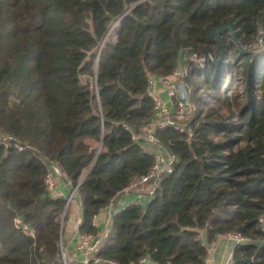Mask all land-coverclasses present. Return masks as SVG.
Returning a JSON list of instances; mask_svg holds the SVG:
<instances>
[{
  "label": "trees",
  "instance_id": "16d2710c",
  "mask_svg": "<svg viewBox=\"0 0 264 264\" xmlns=\"http://www.w3.org/2000/svg\"><path fill=\"white\" fill-rule=\"evenodd\" d=\"M182 53L193 134L157 131L173 172L146 205L112 211L96 256L206 264L208 245L240 233L234 264H264V0H0V135L25 147L0 145V264H65L67 200L48 193L43 160L77 189L79 233L98 235L93 217L154 164L157 146L132 135L159 120L149 79Z\"/></svg>",
  "mask_w": 264,
  "mask_h": 264
},
{
  "label": "built area",
  "instance_id": "2783aa9c",
  "mask_svg": "<svg viewBox=\"0 0 264 264\" xmlns=\"http://www.w3.org/2000/svg\"><path fill=\"white\" fill-rule=\"evenodd\" d=\"M117 23H115L112 27V30L116 27ZM200 64L206 61V58H197L196 59ZM186 69L183 67L177 68L173 75L169 78H155L151 77L149 79L150 86V95L153 97L156 115L159 120L156 123H151L146 128L143 129V133L135 134L133 133L132 139L134 141H139L142 137L149 143L157 146V150L155 152V161L150 170V172L140 177L139 179L134 180L125 190V193L139 190L144 186H150V196L155 192L156 184L161 177L162 174L172 173L175 163V158L162 146L158 144L156 139V133L158 130H164L169 126H172L175 130L179 132H186L189 135L193 134L192 129L189 126L183 125L182 123L187 121L195 112V108L193 102L191 101L189 90L186 87L183 79L186 76ZM157 79H160L162 82V86L168 94V97L171 101L174 102L175 111L172 112L167 104H165L159 97L153 95L152 89L157 82ZM215 94L214 92H206L203 93V98L206 102L210 104H214L215 102ZM176 120V122L174 121ZM128 130L132 131L131 127H126ZM0 145H3L5 148H9L14 146L19 151H23L25 147L18 143L8 135L1 134L0 135ZM43 164L47 168V174L45 177V186L52 198H60L62 197V193L58 190V181L63 180V176L58 165L54 162H50L47 160H43ZM72 195H77V189H73ZM69 200L67 201L68 207ZM111 206L104 208L102 211H109ZM101 211V212H102ZM66 212V211H65ZM260 223L264 230V215L260 217ZM15 224L17 227H22L25 232L33 236V233L29 230L28 226L24 225L19 219H15ZM81 224V218L75 223L74 230L78 234V243L77 250L81 254L80 264H119L112 260H104L98 258L96 256L102 238H97L92 234H80L79 226ZM99 224V214L93 217V225L97 226ZM222 238V237H220ZM223 238H226L230 242H232L235 246L237 244L250 242L251 240L247 237L242 236L240 233H229ZM62 258L65 264L71 263L70 256L68 255L66 249L62 245ZM207 251L209 252V248L207 246ZM149 259L144 257L140 259L136 264H148ZM229 264H234L233 257Z\"/></svg>",
  "mask_w": 264,
  "mask_h": 264
},
{
  "label": "crops",
  "instance_id": "0c3cea01",
  "mask_svg": "<svg viewBox=\"0 0 264 264\" xmlns=\"http://www.w3.org/2000/svg\"><path fill=\"white\" fill-rule=\"evenodd\" d=\"M185 54L182 53L180 57L179 65L185 68ZM153 95L159 97L165 104L169 106L172 112L175 111L174 102L168 97L167 92L162 86L160 79H157L153 89ZM58 190L62 193V198L69 200V204L66 210L65 223L63 224V231L65 240L68 241L66 251L70 256L73 264H80L82 259L81 254L77 250L78 234L74 230L75 223L81 218V209L78 203L77 195H72L73 188L65 180L58 181ZM151 199L150 186H144L136 191L124 193L122 196L116 199L109 211H102L99 213V224L97 238H104L109 231V225L111 220L112 211L122 210L131 204L146 205ZM208 259L206 264H229L233 257L235 245L226 238H219L216 242L208 245Z\"/></svg>",
  "mask_w": 264,
  "mask_h": 264
},
{
  "label": "water",
  "instance_id": "95a60500",
  "mask_svg": "<svg viewBox=\"0 0 264 264\" xmlns=\"http://www.w3.org/2000/svg\"><path fill=\"white\" fill-rule=\"evenodd\" d=\"M219 29H222V30H229L230 31V36H231V40L235 43V44H238V40L236 38V35H235V32L231 30V28L229 26H222L220 27ZM217 31H218V28H213L211 30V35L214 36V37H217L218 38V41L220 42V38L217 34ZM220 59L221 57L216 60L215 62L219 63L220 62ZM146 96H150V93H147ZM154 195V193L152 194Z\"/></svg>",
  "mask_w": 264,
  "mask_h": 264
},
{
  "label": "rangeland",
  "instance_id": "374dc122",
  "mask_svg": "<svg viewBox=\"0 0 264 264\" xmlns=\"http://www.w3.org/2000/svg\"><path fill=\"white\" fill-rule=\"evenodd\" d=\"M83 81L85 82L86 81V78L85 77H83ZM236 94V93H235ZM234 94V95H235ZM242 101H244V98H241L240 99V101L238 102V104H236V102H235V104H234V111H236V110H238L237 109V107H238V105L239 104H242ZM215 104V103H214ZM213 104V105H214ZM194 105V104H193ZM217 104H215L214 105V108H217L218 107V105L216 106ZM221 106V105H220ZM221 116H223L224 118H228V116H229V110L226 108V107H223L222 108V110L220 111V113H219ZM63 241H65V238L63 237ZM62 245H63V243H61V247H62ZM63 247H64V245H63ZM65 248V247H64ZM61 253H62V248H61Z\"/></svg>",
  "mask_w": 264,
  "mask_h": 264
}]
</instances>
